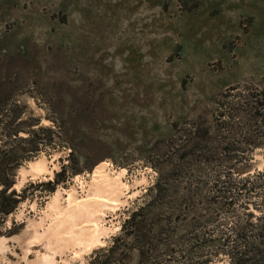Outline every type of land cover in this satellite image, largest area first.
Returning <instances> with one entry per match:
<instances>
[{"label":"rangeland","instance_id":"374dc122","mask_svg":"<svg viewBox=\"0 0 264 264\" xmlns=\"http://www.w3.org/2000/svg\"><path fill=\"white\" fill-rule=\"evenodd\" d=\"M262 90L264 0H0V113L17 110L21 127L44 128L37 132L44 145L19 165L40 151L49 157L58 152L60 162L50 179L29 177L10 189L18 203L0 224L12 245L7 259L23 264L14 237L26 215L38 216L59 186L79 175L89 179L101 161L124 169L127 180L143 173L148 178L129 203L109 213L119 226L102 246L165 182H172L173 194L192 196L198 210L224 213L231 180L250 177L264 185V162L255 158L264 159V114L237 113L227 131L217 128L215 113L252 110L251 96ZM32 116L39 120L30 125ZM197 118L210 124L216 142L238 149L228 157L211 152L193 160L177 130ZM12 144L16 154L25 145ZM258 173L263 175L255 178ZM263 191L233 193L229 220L264 227ZM33 201L37 208L29 212ZM20 208L25 215L18 220L14 212ZM220 243L192 244V250ZM99 248L71 264H88ZM211 262L228 264L229 258L217 253L202 264ZM127 264H138L136 250ZM255 264H264V257Z\"/></svg>","mask_w":264,"mask_h":264},{"label":"trees","instance_id":"16d2710c","mask_svg":"<svg viewBox=\"0 0 264 264\" xmlns=\"http://www.w3.org/2000/svg\"><path fill=\"white\" fill-rule=\"evenodd\" d=\"M251 109L249 110H216L215 121L217 128L229 131L232 129V119L237 113H248L251 116L253 110L264 114V90L256 91L251 96ZM1 111V110H0ZM17 110H7L5 114L0 113L2 123L0 134V224L4 218L17 206L18 200L15 197L13 170L18 167L23 159L37 152L44 140L38 137V130L44 128L38 126L37 130L21 127V119ZM228 120H222V116ZM5 120V122L2 120ZM30 125L38 122L34 116L29 118ZM220 122V123H219ZM177 124L175 127L177 129ZM27 131L28 136H19L18 132ZM210 124L201 121L200 118L185 122L178 129L181 132L183 148H187V154L194 160L206 159L211 152L219 156L228 157L237 148L234 143L217 142L209 134ZM222 131V130H220ZM216 138V137H215ZM218 138V137H217ZM216 138V139H217ZM219 138H222L220 136ZM18 140L25 144L21 153H15V146L12 141ZM216 142L218 146L212 144ZM263 175L258 173L257 177ZM230 181V190L226 197L224 213L221 210L208 212L205 208L198 210L192 203V196L181 197L171 192L172 182H165V187H154L156 194L146 203L134 209L122 224L121 232L112 235V242L95 250L93 258L88 264H127L131 251L138 252V264H202L212 259L217 253L226 254L229 258L228 264H255L264 257V227L254 224L251 221L232 222L230 217L235 215L232 208L234 195L239 194L241 188H248L253 191L257 188H264V185L250 181ZM159 181L157 182V184ZM241 183V185H240ZM250 183L251 186H248ZM159 188V189H158ZM232 189L234 192H231ZM10 190V191H9ZM264 191L262 192V196ZM230 200H227V199ZM264 200V197H262ZM222 239L217 247L202 246L199 251L192 250L197 243Z\"/></svg>","mask_w":264,"mask_h":264},{"label":"bare ground","instance_id":"6f19581e","mask_svg":"<svg viewBox=\"0 0 264 264\" xmlns=\"http://www.w3.org/2000/svg\"><path fill=\"white\" fill-rule=\"evenodd\" d=\"M255 158L264 162L260 154ZM59 169L58 152L49 157L40 151L17 167V181L12 188H21L29 177L50 179ZM125 175L124 169L112 170L107 161H101L89 172V179L79 175L73 184L59 186L47 198L38 216L26 215L21 235L14 237L20 244L23 264H71L83 261L92 248L101 247L105 238L119 226L114 223V213H109L129 203V199L140 192V185L148 182L144 173L133 175L131 180ZM28 208L29 212L35 211L37 202L33 201ZM14 215L21 220L24 208L16 210ZM9 239L0 234V264H22L7 259L12 246Z\"/></svg>","mask_w":264,"mask_h":264}]
</instances>
